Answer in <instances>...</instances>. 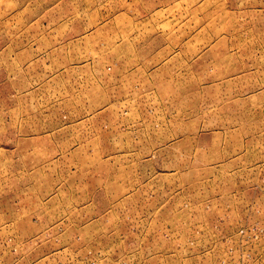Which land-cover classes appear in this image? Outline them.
I'll return each instance as SVG.
<instances>
[{"label": "rangeland", "instance_id": "1", "mask_svg": "<svg viewBox=\"0 0 264 264\" xmlns=\"http://www.w3.org/2000/svg\"><path fill=\"white\" fill-rule=\"evenodd\" d=\"M0 264H264V0H0Z\"/></svg>", "mask_w": 264, "mask_h": 264}]
</instances>
